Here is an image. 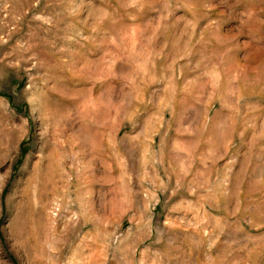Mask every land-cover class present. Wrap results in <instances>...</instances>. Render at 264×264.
Here are the masks:
<instances>
[{
	"label": "rangeland",
	"instance_id": "374dc122",
	"mask_svg": "<svg viewBox=\"0 0 264 264\" xmlns=\"http://www.w3.org/2000/svg\"><path fill=\"white\" fill-rule=\"evenodd\" d=\"M0 264H264V0H0Z\"/></svg>",
	"mask_w": 264,
	"mask_h": 264
}]
</instances>
